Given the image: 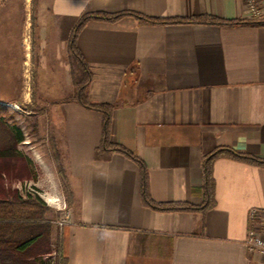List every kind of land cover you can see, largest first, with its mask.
I'll return each mask as SVG.
<instances>
[{"label":"crops","instance_id":"1","mask_svg":"<svg viewBox=\"0 0 264 264\" xmlns=\"http://www.w3.org/2000/svg\"><path fill=\"white\" fill-rule=\"evenodd\" d=\"M95 11L250 19L243 0H46L29 28L26 8H8V104L21 102L30 79L27 95L70 192L63 264H264L244 241L248 210L264 208V166L220 157L213 207L163 212L143 204L134 161L94 158L102 115L75 100L68 39ZM76 45L92 74L88 99L113 105L110 140L144 162L152 199L199 205L202 157L217 147L264 158V21L148 24L123 15L87 21Z\"/></svg>","mask_w":264,"mask_h":264},{"label":"trees","instance_id":"2","mask_svg":"<svg viewBox=\"0 0 264 264\" xmlns=\"http://www.w3.org/2000/svg\"><path fill=\"white\" fill-rule=\"evenodd\" d=\"M123 15H132L140 22L148 24H165L177 22H200L211 24L236 25L241 23L263 22L264 19H224L217 16L201 15L192 17H151L141 13L126 12H87L82 14L72 28L68 49L82 69V76L74 79L76 87L75 100L85 108L101 113V135L94 150V158L106 159L112 152H117L134 161L138 167L139 194L143 204L156 211H199L213 207L214 179L212 164L220 157H227L253 165L264 166V158L252 154L238 152L228 146H220L202 157V193L203 200L199 205L185 201H156L148 192L147 168L144 162L130 149L110 140V123L113 105L94 102L88 99L87 87L92 78L77 45L76 36L82 26L89 20L115 21ZM10 117L5 109L0 108V165H8V185L3 181L4 173L0 170V264H50L49 257L54 254L53 264H63L60 243L51 241V223L46 218L47 208L38 196L30 193L22 194L19 189L12 188L9 182L24 178H35L30 160L18 149L23 134L18 126L8 123ZM55 161L58 164L59 153L54 143ZM59 172L63 169L58 165ZM68 189V188H67ZM68 194L70 192L68 189Z\"/></svg>","mask_w":264,"mask_h":264},{"label":"rangeland","instance_id":"3","mask_svg":"<svg viewBox=\"0 0 264 264\" xmlns=\"http://www.w3.org/2000/svg\"><path fill=\"white\" fill-rule=\"evenodd\" d=\"M46 0H0V108L5 109L8 123L19 127L23 134V140L17 145L18 149L31 162L35 178H24L9 182L12 188H17L22 194L30 193L38 196L47 208L46 218L51 223V241L60 243V228L63 225L59 222L68 212V186L66 184L65 172L60 163L55 161L52 140L48 139V134L42 129V117L36 112L32 103L30 79L23 80L22 90L24 91L20 99L21 102L8 104V8L12 6H22L28 13V27L36 23L35 16L31 11H35L45 6ZM7 35V37H6ZM72 69L73 81L82 76V69L75 58ZM31 76V69H29ZM41 118V120H39ZM39 120V122H38ZM41 122V123H40ZM57 150V149H56ZM58 152V150H57ZM59 153V152H58ZM58 165L63 169V175L58 170ZM0 170L4 173L3 181L8 185V165H0ZM53 264L54 254L49 259Z\"/></svg>","mask_w":264,"mask_h":264},{"label":"built area","instance_id":"4","mask_svg":"<svg viewBox=\"0 0 264 264\" xmlns=\"http://www.w3.org/2000/svg\"><path fill=\"white\" fill-rule=\"evenodd\" d=\"M249 18H264V0H243ZM69 216L65 213L63 221ZM245 244L247 249L264 258V208H250L247 214Z\"/></svg>","mask_w":264,"mask_h":264}]
</instances>
